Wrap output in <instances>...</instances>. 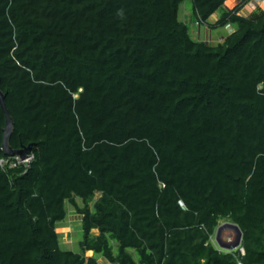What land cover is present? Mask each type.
Listing matches in <instances>:
<instances>
[{"label":"trees","instance_id":"16d2710c","mask_svg":"<svg viewBox=\"0 0 264 264\" xmlns=\"http://www.w3.org/2000/svg\"><path fill=\"white\" fill-rule=\"evenodd\" d=\"M185 1L0 0L10 145L34 154L0 166V264H264V9L193 0L198 27H235L215 45ZM5 125L0 105V159ZM223 221L240 248L216 245Z\"/></svg>","mask_w":264,"mask_h":264},{"label":"rangeland","instance_id":"374dc122","mask_svg":"<svg viewBox=\"0 0 264 264\" xmlns=\"http://www.w3.org/2000/svg\"><path fill=\"white\" fill-rule=\"evenodd\" d=\"M228 4L230 5L232 4L231 0L228 1ZM180 18L181 20H183L188 24L192 38L195 40H199V36L197 34L198 26L195 25L196 18L194 17V13H193V0H186L181 5ZM211 23H212V17H211ZM76 214L77 213L75 212V210L70 209L68 205V216L64 221L58 223L57 227L59 233L61 234L60 241H61L62 249L71 250L74 252H81L82 241L84 239L82 222L80 221L78 223L77 220L75 219H73L72 221L70 220L71 219L70 215H76ZM226 222L228 221H223L220 225ZM222 239L226 240L228 243L235 242L237 239V232L234 229L231 230L224 229L222 231ZM111 243L114 247V250L117 251L118 243L114 240H111ZM96 257L98 258L100 264H108V261L102 255H96ZM135 257H137V254H135Z\"/></svg>","mask_w":264,"mask_h":264},{"label":"water","instance_id":"95a60500","mask_svg":"<svg viewBox=\"0 0 264 264\" xmlns=\"http://www.w3.org/2000/svg\"><path fill=\"white\" fill-rule=\"evenodd\" d=\"M1 80V79H0ZM5 94L2 92L0 89V105L2 106V109L4 113L6 114V125L4 128V136H3V150L6 155L8 156H21L23 159H25L29 152L32 149V146H26L21 149H13L10 145V138L13 133L14 129V120L11 116V113L6 105L5 101ZM227 227H230L234 229L237 232V239L235 242L228 243L226 240L222 239V231L226 229ZM242 240H243V233L241 228L239 227L238 224L232 223V222H226L222 225H220L217 228L216 234H215V241L220 249L223 250H236L242 245Z\"/></svg>","mask_w":264,"mask_h":264},{"label":"crops","instance_id":"0c3cea01","mask_svg":"<svg viewBox=\"0 0 264 264\" xmlns=\"http://www.w3.org/2000/svg\"><path fill=\"white\" fill-rule=\"evenodd\" d=\"M228 1H230V0L226 1L225 7L227 9H233L236 5L241 3L242 0H231V2H232L231 5L228 4ZM260 8L264 9V0H249L247 2V4L244 5L242 10L239 12V15L247 17V16L251 15L252 13H254L257 9H260ZM222 13H223V9H220L215 14H213L211 16L212 17V24L218 21V19L222 15ZM211 17L209 19V22H211ZM197 34L199 36V40L208 41V42L216 45V44L224 41V39L228 36V31L224 27H222V28H211V26L204 25V26L198 27ZM70 218H71L70 219L71 221L73 219H75V220H77L78 223L81 221V217L78 213L76 215H70ZM93 254H94L93 251H88L86 256L89 257V256H92Z\"/></svg>","mask_w":264,"mask_h":264},{"label":"built area","instance_id":"2783aa9c","mask_svg":"<svg viewBox=\"0 0 264 264\" xmlns=\"http://www.w3.org/2000/svg\"><path fill=\"white\" fill-rule=\"evenodd\" d=\"M201 22V19L197 20V24ZM226 29L229 33H232L234 31V28L231 24L226 25ZM34 160V154L30 153L25 159H22L20 156H14V157H7V158H1L0 159V166L2 168H16L17 166L23 165L26 169H29L31 167V164ZM242 252H244L243 248H241ZM242 264V263H239Z\"/></svg>","mask_w":264,"mask_h":264},{"label":"clouds","instance_id":"9594fccd","mask_svg":"<svg viewBox=\"0 0 264 264\" xmlns=\"http://www.w3.org/2000/svg\"><path fill=\"white\" fill-rule=\"evenodd\" d=\"M226 1H227V0H226ZM225 3H226V2H225ZM197 20H198V19H195V24H196V25H198V24L196 23ZM228 24H230V23H228ZM231 25H232V24H231ZM232 26H233V25H232ZM224 28L226 29V26H225ZM233 28H234V31H235V27H234V26H233ZM226 30H227V29H226ZM227 31H228V30H227ZM234 31H233V32H234ZM233 32H232V33H233ZM229 34H231V33L228 32V35H229ZM22 148H23V147H22ZM20 149H21V148H20ZM30 153H31V151L29 152V154H30ZM29 154H28V155H29ZM17 156H19V155H17ZM9 157H14V156H9ZM20 157H21V156H20ZM4 158H5V157H4ZM21 158H22V157H21ZM22 159H23V158H22ZM214 241H215V238H214ZM216 245H217V243H216ZM217 246H218V245H217ZM239 248H240V247H239Z\"/></svg>","mask_w":264,"mask_h":264},{"label":"bare ground","instance_id":"6f19581e","mask_svg":"<svg viewBox=\"0 0 264 264\" xmlns=\"http://www.w3.org/2000/svg\"><path fill=\"white\" fill-rule=\"evenodd\" d=\"M226 229H229V230H231L232 228H230V227H227Z\"/></svg>","mask_w":264,"mask_h":264}]
</instances>
